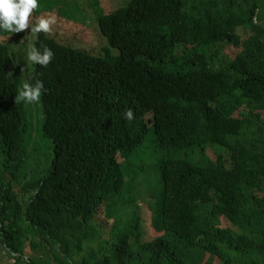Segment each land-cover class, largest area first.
I'll return each mask as SVG.
<instances>
[{
  "label": "trees",
  "instance_id": "16d2710c",
  "mask_svg": "<svg viewBox=\"0 0 264 264\" xmlns=\"http://www.w3.org/2000/svg\"><path fill=\"white\" fill-rule=\"evenodd\" d=\"M53 14L62 34L33 38L53 58L29 74L43 81L39 136L53 153L42 174L29 167L32 110L14 100L28 37L0 35L8 253L27 264H264V0H38L32 13ZM92 14L107 40L98 54L63 33ZM13 35L19 51L1 38ZM148 143L161 153L154 234L137 202ZM26 171L33 182L16 189Z\"/></svg>",
  "mask_w": 264,
  "mask_h": 264
},
{
  "label": "rangeland",
  "instance_id": "374dc122",
  "mask_svg": "<svg viewBox=\"0 0 264 264\" xmlns=\"http://www.w3.org/2000/svg\"><path fill=\"white\" fill-rule=\"evenodd\" d=\"M119 6L120 4L124 5L125 0H118ZM89 9V8H88ZM86 16H89L92 12L89 9V11L86 9L85 10ZM34 17V16H33ZM94 15L92 14V17L89 18V20L86 22L84 25L83 22H77L80 24L76 23H71L67 24L64 29L63 33L69 35L70 38L74 39V35L77 32L78 33V45L88 47L93 46L94 49L92 50L93 53H102V47L107 45V40L102 36L100 33V30L97 27L96 22L93 20ZM59 19L56 18V23L52 25L54 30L57 32H61L59 29L60 22H58ZM92 21V22H91ZM31 23H35V19L30 20ZM62 25H65V23H62ZM89 28H88V27ZM90 30V31H89ZM23 33L28 37L24 39V43H33V38L35 37V34H30V29L26 28L23 30ZM5 42L10 41L12 42L13 46L19 51V44L21 43L20 40L16 38L15 35L9 36L8 39L6 37H1ZM228 50V51H227ZM224 54L230 59L232 55V51L229 48H226L223 50ZM228 63V62H227ZM33 64L31 63H22L19 65V68L21 69V72L24 75L23 82H28L30 84L31 77L29 76L30 70ZM27 110L31 112V123L34 119V129H33V137H34V144H33V149H37L34 157L31 159L29 162V167L34 169L39 174H42L45 172V170L49 167V164L51 163L53 153H52V148H51V143L47 139H43L42 137L39 136V122L41 124L42 121V114H41V102L40 98L36 102L32 103H23ZM161 153L158 152L157 150L153 149V144L148 143V150H146L145 154L143 155V158L145 159V162L149 163L150 167L148 168V181H149V187H143L140 191V194L137 196V201H138V206L140 208V213L141 217L143 219V222L145 226L147 227V231L150 233H153V223H154V216L155 213L153 211V203H154V194L155 191L153 190V178L156 177L158 173V169L154 166V163L156 162V159ZM157 157V158H156ZM121 160V159H120ZM140 164V163H139ZM27 176H19V184L17 185L16 189H20V186H24L26 183H32L33 182V177L30 176V171H26ZM35 176V172H32ZM20 185V186H19ZM139 186V185H138ZM151 191H150V189ZM152 192V193H151ZM152 199V200H151ZM133 209L129 208L127 212H130L132 214ZM143 214V215H142ZM151 223V224H150ZM105 238L108 237V235L105 233L104 234ZM30 246H27V248ZM26 257L32 252L29 251L28 249L25 250ZM25 257V258H26ZM0 264H27L26 260H16L15 255L9 254L6 246L2 243L0 240ZM50 264H61L60 261L53 259Z\"/></svg>",
  "mask_w": 264,
  "mask_h": 264
},
{
  "label": "clouds",
  "instance_id": "9594fccd",
  "mask_svg": "<svg viewBox=\"0 0 264 264\" xmlns=\"http://www.w3.org/2000/svg\"><path fill=\"white\" fill-rule=\"evenodd\" d=\"M37 7L38 0H0V35L22 32L26 28L30 29V34L51 32V26L56 23L55 15L33 17V10ZM31 19H35V23H31ZM5 37L8 39L9 36ZM52 58L53 52L47 46L40 50L34 43L26 45L24 55L26 63L46 67ZM43 88L41 80H36L32 84L25 81L18 88L14 100L26 103L36 102L41 97ZM123 115L126 120L131 121L133 119L132 109H126ZM147 167L150 166L147 165Z\"/></svg>",
  "mask_w": 264,
  "mask_h": 264
},
{
  "label": "bare ground",
  "instance_id": "6f19581e",
  "mask_svg": "<svg viewBox=\"0 0 264 264\" xmlns=\"http://www.w3.org/2000/svg\"><path fill=\"white\" fill-rule=\"evenodd\" d=\"M97 9V8H96ZM240 11V10H239ZM242 11V10H241ZM105 13V12H104ZM103 13V14H104ZM249 16V15H248ZM258 16V15H257ZM227 18V17H226ZM88 19V18H87ZM100 20V19H99ZM248 20V19H247ZM233 21V20H232ZM257 21V20H256ZM92 22V21H91ZM242 24V23H241ZM85 25V24H84ZM88 27V26H87ZM248 27V26H247ZM89 28V27H88ZM211 28V27H210ZM214 28V27H213ZM220 28V27H219ZM90 31V30H89ZM223 40V39H222ZM225 40V39H224ZM229 44V43H228ZM226 45V44H225ZM228 51V50H227ZM212 53V52H211ZM204 61V60H203ZM225 72V71H224ZM102 73V72H101ZM101 75H103V73L101 74ZM104 76V75H103ZM116 77V76H115ZM118 77V76H117ZM22 78V77H21ZM104 78H105V76H104ZM110 78V77H109ZM105 80V79H104ZM113 81V80H112ZM122 81V80H121ZM112 83V82H111ZM101 85H103V84H101ZM206 86V85H205ZM92 87H93V85H92ZM101 87V86H100ZM106 87V86H105ZM208 87V86H207ZM102 88V87H101ZM99 90V89H98ZM154 93V92H153ZM99 94H101V93H99ZM73 104V103H72ZM52 107V106H51ZM66 107H67V105H66ZM64 109V108H63ZM65 109H67V108H65ZM51 111H53L54 112V110H51ZM65 111V110H64ZM63 111V112H64ZM69 111V110H68ZM62 112V113H63ZM66 112V111H65ZM70 115V114H69ZM68 115V116H69ZM59 116V115H58ZM62 121V120H61ZM52 122V121H51ZM60 122V121H59ZM48 123V122H47ZM68 123V122H67ZM51 124V123H50ZM49 126H51V125H49ZM56 127V126H55ZM132 128V127H131ZM52 129V128H51ZM41 131H43V130H41ZM137 134V133H136ZM141 136V135H140ZM57 137V136H56ZM135 137V136H134ZM22 144V143H21ZM29 148V147H28ZM34 151V150H33ZM24 152H25V150H24ZM157 158V157H156ZM164 158V157H163ZM144 159V158H143ZM158 160V159H157ZM89 161H90V159H89ZM143 161V160H142ZM172 161H174V160H172ZM20 162H21V160H20ZM87 162V161H86ZM91 162V161H90ZM135 162V161H134ZM174 165V164H173ZM90 166V165H89ZM94 169V168H93ZM166 170V169H165ZM98 171V170H97ZM167 171V170H166ZM174 171V170H173ZM93 172V171H92ZM101 176V175H100ZM93 177V176H92ZM142 177V176H141ZM97 178V177H96ZM124 179V178H123ZM170 179H171V177H170ZM174 180V179H173ZM119 181V180H118ZM138 182H139V180H138ZM179 184V183H178ZM179 186H180V184H179ZM178 186V187H179ZM177 189V188H176ZM186 193V192H185ZM111 195V194H110ZM178 195V194H177ZM182 195V194H181ZM186 195V194H185ZM185 195H184V197H185ZM183 196V195H182ZM183 199V198H182ZM196 199H197V197H196ZM106 200V199H105ZM152 200V199H151ZM174 200V199H173ZM168 201V200H167ZM208 201V200H207ZM138 202V201H137ZM184 203V202H183ZM172 204H174V203H172ZM170 206V205H169ZM177 206V205H176ZM166 207V206H165ZM215 209V208H214ZM93 210V209H92ZM174 210V209H173ZM170 211V210H169ZM104 212V211H103ZM171 212V211H170ZM130 213V212H129ZM171 214V213H170ZM143 215V214H142ZM174 215V214H173ZM190 215V214H189ZM164 216H166V215H164ZM220 216V215H219ZM194 217V216H193ZM174 218V217H173ZM176 218V217H175ZM190 218V217H189ZM167 219V218H166ZM189 220V219H188ZM167 221V220H166ZM170 221V220H169ZM145 222V221H144ZM180 222V221H179ZM181 223V222H180ZM116 224V223H115ZM151 224V223H150ZM187 228H185V230H186ZM145 232V231H144ZM184 232V231H183ZM186 232V231H185ZM188 233V232H187ZM112 234V233H111ZM204 234V233H203ZM110 235V234H109ZM147 235V234H146ZM205 235V234H204ZM194 236V235H193ZM152 238V237H151ZM194 238V237H193ZM186 239V238H185ZM145 240V239H144ZM150 241V240H149ZM189 241V240H188ZM187 241V242H188ZM194 241V240H193ZM133 242V241H132ZM136 242V241H135ZM144 242V241H143ZM146 243H147V241H146ZM145 243V244H146ZM141 244V243H140ZM144 244V245H145ZM142 246V245H141ZM189 249V248H188ZM188 251H190V250H188ZM108 253V252H107ZM192 253V252H191ZM230 255V254H229ZM190 256V255H189ZM51 257H53V256H51ZM202 259V258H201ZM195 262V261H194ZM165 263H166V261H165ZM164 263V264H165ZM196 263H198V262H196ZM223 263V262H222Z\"/></svg>",
  "mask_w": 264,
  "mask_h": 264
}]
</instances>
